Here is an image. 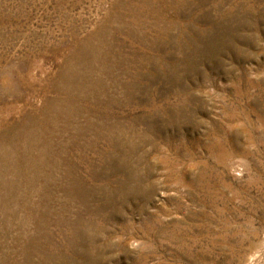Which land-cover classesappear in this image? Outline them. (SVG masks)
<instances>
[{"label": "rangeland", "instance_id": "374dc122", "mask_svg": "<svg viewBox=\"0 0 264 264\" xmlns=\"http://www.w3.org/2000/svg\"><path fill=\"white\" fill-rule=\"evenodd\" d=\"M0 264H264V0H0Z\"/></svg>", "mask_w": 264, "mask_h": 264}]
</instances>
